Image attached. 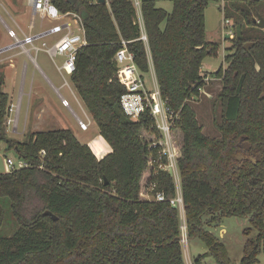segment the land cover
I'll return each mask as SVG.
<instances>
[{
	"label": "trees",
	"instance_id": "trees-1",
	"mask_svg": "<svg viewBox=\"0 0 264 264\" xmlns=\"http://www.w3.org/2000/svg\"><path fill=\"white\" fill-rule=\"evenodd\" d=\"M217 0H173L171 13L157 0H51L63 14L83 19L87 44L77 51L71 82L112 152L98 159L70 129L35 132L24 141L6 134L10 97L0 70V142L15 150L24 169L0 174V198L10 202L18 225L0 237V264H185L175 178L154 147L159 132L147 113L131 120L121 107L126 88L118 81L115 56L126 42L142 76L154 68L161 95L178 118L172 133L189 239L203 242L219 264H236L211 231L225 218H248L255 238L246 240L240 264H260L264 254V1L242 0L225 12L236 32L227 66L215 75L221 90L214 103L218 138L204 133L194 103L207 86L206 57L219 45L206 41L205 12ZM144 30V31H143ZM146 34L147 41L142 39ZM152 63V67H151ZM250 145L246 150L243 146ZM44 152V155L41 153ZM244 157L243 161L238 159ZM163 194L164 201L157 195ZM51 212L52 216L45 215ZM5 209L0 204V230Z\"/></svg>",
	"mask_w": 264,
	"mask_h": 264
},
{
	"label": "rangeland",
	"instance_id": "rangeland-1",
	"mask_svg": "<svg viewBox=\"0 0 264 264\" xmlns=\"http://www.w3.org/2000/svg\"><path fill=\"white\" fill-rule=\"evenodd\" d=\"M11 2L18 5L17 11L21 15L18 16L17 13L9 10L14 14L12 19L10 15L0 8V35L6 37L5 25H7L17 32L20 40L18 43L15 39L6 37L8 40L7 45L14 44L15 47H12L13 50L11 52L0 56V59H4L0 67L3 73H5L3 71L5 66L15 65L14 72L5 73L8 81L5 91L9 93L12 91L9 103L10 109H13L12 112L9 110L5 124L7 136L22 142L28 135L35 132L70 129L80 143L89 146L100 135L99 129L75 90L70 76L63 70L59 71V68H62L67 60L68 55L52 58L45 52L47 48L53 46L69 32L71 35L83 36L81 20L77 15L74 16V13H71V15L66 13L65 18L57 21L42 20L40 15H33L34 11L28 5V0H11ZM156 4L158 8L164 9L169 13L173 10V0H157ZM245 7L246 2L242 0H217L210 2L205 12L206 41L218 44L219 51L216 57L208 56L203 62L202 70L203 74L207 75V86L203 89V95L200 100L194 103V107L198 113L199 122L204 126V133L212 138L219 137L215 120L217 117L220 122L221 113L219 105L214 108V103L221 90V82L215 73L220 68L227 66L225 56L227 48L231 46L229 38H232L236 32L234 17L229 22L226 21L225 12L227 10L231 14V12H235V8L242 9ZM17 25L27 34L26 36L20 32ZM68 26L69 28H65ZM56 27L62 30L50 37L48 36L49 38L44 37L43 39L45 40H33L41 33L49 32ZM29 29L32 32H29ZM227 36L230 37L227 38ZM44 42L48 44V47L43 46ZM5 44V41L0 38V47H4ZM22 45L25 46L26 50L22 49ZM37 47L40 48V51H37ZM15 54L21 55L16 56ZM32 58L40 69L37 68ZM25 64H27V72L26 68H24L22 77L21 69H23ZM144 79L147 88L149 90L153 89V76L147 74L144 75ZM22 97L24 98L21 102ZM63 98L69 102L71 108L63 106ZM79 119L86 123H91L88 131L80 129ZM100 146L98 145L99 151L104 152ZM98 156L99 158L105 157L101 153ZM6 159H12L17 166L21 162L15 150H7L5 144L0 142V165L5 164ZM9 172H11L10 169ZM0 204L5 209V225L0 230V237H9L14 234L18 225L13 217L10 202L7 199L0 198ZM183 217L184 214L182 213L181 216L180 213L182 232L185 226ZM249 228H251V225L248 218L229 217L224 219L221 228L211 229L227 246L229 254L236 264L241 263L246 240L257 236V231L255 230L250 231V235L247 236L246 232L249 231ZM182 246L185 263L187 255L191 261H194L199 256L208 254L206 245L198 239H189ZM258 258L260 264H264V254L259 255ZM204 264H214V259L211 256H207Z\"/></svg>",
	"mask_w": 264,
	"mask_h": 264
},
{
	"label": "built area",
	"instance_id": "built-area-1",
	"mask_svg": "<svg viewBox=\"0 0 264 264\" xmlns=\"http://www.w3.org/2000/svg\"><path fill=\"white\" fill-rule=\"evenodd\" d=\"M91 1H93L95 4H99L98 0ZM132 3L138 12L141 11V0H133ZM106 4L109 5V0H106ZM28 5H30L33 9L34 15H40L42 19L57 21L65 18L66 16L52 4L51 0H28ZM69 15H71V13H69ZM74 16H76V14H74ZM78 18L82 22L81 29L83 31V36L71 35V33L69 32L67 35H64L63 38L59 40L53 48L49 50V53L52 57L68 55L67 60L65 61L63 67L59 68V71L61 72L63 70L69 76H71L76 70V56L78 49L87 44L84 35L83 21L81 17L78 16ZM140 24L141 26H144L143 22L141 21ZM65 28H69V26ZM61 30V28L56 27L53 29V32L57 33ZM8 35L19 43L20 40L15 30L8 29ZM142 39L144 41H147L145 33L143 34ZM114 60L117 65L118 81L126 88V92L121 96V107L124 113L133 121H139L140 118L147 113L154 120V125L159 132V139L153 145L154 147H159L162 155L166 157L167 162L164 165V169L171 173L175 180L178 181L180 179L178 166V159L180 157V154L178 147L174 142L172 133L173 127L175 125V120L178 118V115L174 114V111H172L167 101L163 99L156 78H154L153 89L149 90L147 88L145 79L136 64L135 55L127 49L126 42H123V47L117 52ZM63 106L66 108H71L69 102L64 98ZM12 111L13 109H10V112ZM90 124V122L86 123L85 121L79 119V127L82 131H88L90 128ZM41 154L44 155V152H42ZM6 162L10 171L28 167V164L22 160L18 166L12 159H7ZM176 187L177 196L176 198L172 199L170 203L173 207L177 208L180 211L181 216L182 213L184 214L183 218L185 219L181 186L179 185ZM164 199L165 197L163 194L157 195L158 201H164ZM182 234L184 236H187L186 222ZM186 242L187 240H184L182 244H185ZM186 258L187 259L185 264H195L194 261L190 260L188 255ZM214 264L219 263L214 262Z\"/></svg>",
	"mask_w": 264,
	"mask_h": 264
},
{
	"label": "crops",
	"instance_id": "crops-1",
	"mask_svg": "<svg viewBox=\"0 0 264 264\" xmlns=\"http://www.w3.org/2000/svg\"><path fill=\"white\" fill-rule=\"evenodd\" d=\"M0 8L1 9H3L8 15H10V17L13 19V15L14 14H12L9 10H11V11H14L15 13H17V15L19 16V15H21V14H19V12L17 11L18 10V5L17 4H14V3H12L11 2V0H0ZM33 10V9H32ZM11 13V14H10ZM139 14V19H140V21L141 22H143V18H142V13H141V11H139L138 12ZM33 15H34V12H33ZM43 20V19H42ZM18 26V25H17ZM43 26V25H42ZM18 28H19V30H20V32H22L23 34H25V36L27 35L19 26H18ZM30 28H33V27H30ZM8 29H12L11 27H9V26H7V25H5V33H6V37L7 38H9V35H8ZM14 30V29H13ZM29 32H32L31 31V29H29ZM53 34H56L55 32H53V30H50L49 32H46V33H41L40 35H38L37 37H35L33 40H45V39H43L44 37H50L51 35H53ZM6 37L4 36V35H0V38H2L3 39V41H5V45H4V47H0V56L2 55V54H5V53H7V52H11L13 49H12V47H15V45L14 44H11V45H7V39H6ZM48 37V38H49ZM11 38V37H10ZM31 43H32V40H31ZM56 45V43L53 45V46H51L50 48H47L46 50H45V52L49 55V56H51V54L49 53V50L51 49V48H53L54 46ZM23 46V48L22 49H25L26 50V48H25V46L24 45H22ZM43 46L44 47H48V44L47 43H43ZM37 51H40V48H38L37 47ZM16 56H18V55H21V54H15ZM52 57V56H51ZM52 58H54V57H52ZM3 60L4 59H0V67H1V64H2V62H3ZM32 60L34 61V63H35V60L32 58ZM36 64V63H35ZM36 66H37V68L38 69H40L39 68V66L36 64ZM14 68H15V65L14 64H10L9 66H5L4 68H3V71L5 72V73H7L8 74V72L9 73H12V71L14 72ZM24 68H26V72H27V64H25L24 66H23V69H21V75H22V77H23V75H24ZM0 70H2V68H0ZM42 72V71H41ZM202 72H203V70H202ZM4 73V74H5ZM43 73V72H42ZM15 74H16V71H15ZM152 76H153V78H156V76H155V72H154V68L152 67V71H151V73H150ZM9 76V75H8ZM25 76H26V73H25ZM44 76H46L45 74H44ZM5 77H6V84H5V87L7 86V75L5 74ZM47 78V77H46ZM25 79H26V77H25ZM48 79V78H47ZM49 81V80H48ZM5 87H4V90H5ZM6 93H8L9 94V97L11 96V92L9 93V92H7V91H5ZM23 98L24 97H22V100H21V102L23 101ZM94 121V120H93ZM100 141H102V143H100ZM98 145H101L100 146V148H102L103 150H104V152H100L99 151V148H98ZM89 147L92 149V151L94 152V154L96 155V157L98 158V159H101V158H99V156H98V154L99 153H101L102 155H104V156H106L107 154H109V153H111L112 152V148L110 147V145L104 140V138L102 137V136H100V135H98V137L97 138H95V140L92 142V143H90L89 144ZM96 151H98V152H96ZM6 161H7V159H6ZM7 163V162H6ZM6 163L5 164H3V165H0V174H6V173H8V171H9V169H8V166L6 167ZM176 186H181V179H179L178 181H176Z\"/></svg>",
	"mask_w": 264,
	"mask_h": 264
},
{
	"label": "water",
	"instance_id": "water-1",
	"mask_svg": "<svg viewBox=\"0 0 264 264\" xmlns=\"http://www.w3.org/2000/svg\"><path fill=\"white\" fill-rule=\"evenodd\" d=\"M78 2V0H74V4H76ZM99 4H106V0H98ZM82 19V18H81ZM83 21V19H82ZM253 22L255 24H257L258 28L264 30V18L258 14V16L256 18L253 19ZM230 36H227V38H229ZM246 150L250 149V145L249 144H245L243 146ZM238 159L240 161L244 160V157L242 155H239ZM45 215L47 216H52L53 220H57V217H55L51 212H46ZM178 241L183 242L184 240H189L188 236H184L183 234H181L178 238Z\"/></svg>",
	"mask_w": 264,
	"mask_h": 264
}]
</instances>
